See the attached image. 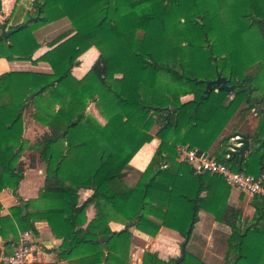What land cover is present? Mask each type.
<instances>
[{"label": "trees", "instance_id": "trees-1", "mask_svg": "<svg viewBox=\"0 0 264 264\" xmlns=\"http://www.w3.org/2000/svg\"><path fill=\"white\" fill-rule=\"evenodd\" d=\"M33 6L34 15L8 30L39 18L7 39L8 22L0 24V59L45 62L52 70L0 75V194L9 190L20 200L11 209L14 222H0L7 250L20 245L21 234L37 236L36 224L46 222L62 241L59 261L130 264L134 226L127 225L138 220L136 229L148 236L162 228L181 235L187 242L182 264H208L189 246L204 211L230 229L226 264H264V197L253 198V216L244 218L221 178L178 162V149L186 147L234 171L264 174V0H36ZM63 19L73 34L60 35L34 60L41 47L35 32ZM92 47L100 57L77 80L72 71ZM219 75L233 93L207 88ZM187 96L193 99L184 102ZM91 104L106 124L88 113ZM26 112L44 127L35 144L24 137ZM251 112L259 122L248 156L227 159L230 141L245 138L238 131ZM154 139L160 145L152 163L136 171L131 160ZM26 151L38 154L46 172L39 198L28 201L24 215L17 192ZM81 190L93 192L83 203ZM117 216L126 225L113 231ZM176 260L146 252L143 264Z\"/></svg>", "mask_w": 264, "mask_h": 264}, {"label": "crops", "instance_id": "crops-1", "mask_svg": "<svg viewBox=\"0 0 264 264\" xmlns=\"http://www.w3.org/2000/svg\"><path fill=\"white\" fill-rule=\"evenodd\" d=\"M36 0H1L2 2V12L0 13V24L8 22L7 30L10 27H14L18 24H21L27 16H32L35 14L36 10L33 6V3ZM73 34L72 33V25L71 22L67 19L60 20L58 22L51 23L46 25L35 32V36L38 42L41 44L40 49L35 53L34 60H38L44 54L52 50L56 45H52L57 37L62 34ZM70 35V36H71ZM3 51L5 54H8L7 44L3 43L2 45ZM91 52L89 58L86 59V64L89 63L90 66L85 68L84 65V57ZM100 57V52L96 47H92L86 53H84L79 61V66L75 67L72 71V75L77 80H82L88 72L92 69L95 63L98 61ZM10 72H27V73H44L50 74L52 73L51 67L49 64L45 62L38 63H30V62H9L4 58L0 59V75ZM193 96L184 97L182 100L184 102L192 100ZM256 118L251 116L248 117L247 122H245L241 127L239 134L247 137L248 139L253 137L255 134L256 128L258 126L256 124ZM35 123V122H33ZM31 124V128L33 130H41V134L44 131V127L35 123ZM40 127V128H38ZM158 128H156L155 132ZM238 137V136H237ZM234 139V138H233ZM250 140V139H249ZM160 145V141L158 139H154L151 143L146 144L131 160L130 166H132L138 172H144L152 163V160L155 156V153ZM221 144H217L214 147L213 152L219 150ZM250 152V151H249ZM247 153L246 157L248 156ZM26 168V167H25ZM30 168V166H29ZM31 170L25 172V178L20 184V188L17 192V195L21 198V201H28L32 198H39L40 189L44 186L43 184L39 185L38 178L36 176L35 169L30 168ZM30 173V174H29ZM91 190H81L80 195V203L86 201L91 195ZM250 196V195H249ZM252 197V196H251ZM18 197L15 196L11 191L4 190L0 194V202L2 205V210L0 212V222L3 224H11L14 222V217L11 214V209L18 206L17 203ZM250 202V208L254 213V208L252 207L253 197L245 198V202ZM248 202V203H249ZM237 207V206H235ZM88 220L91 221L96 214L94 208L88 211ZM200 221L197 225H199L203 221V217H205V212L200 213ZM126 225V221L123 217L117 216L111 223L110 227L113 231H120ZM36 228L38 230V235L34 236L30 234L28 240L37 245L36 258L38 264H67L65 261H59L57 257V250L62 244L61 240H57L53 237L49 225L46 222H38L36 224ZM132 233V256L138 255L141 259L139 263L142 264V258L144 253L146 252H154L157 253L158 256L165 260L170 261V259H176L178 256L179 245L182 243V237L176 231H173L168 228H162L159 234L156 237L148 236L136 229V226L131 230ZM25 234V233H24ZM24 234H21V239L24 237ZM194 236V234H193ZM193 238V237H192ZM192 240V239H191ZM209 246V243L207 244ZM182 246V245H181ZM190 246V244H189ZM16 249V247L11 250H7L5 247V243L0 237V254L6 253L11 254ZM205 260V255L201 253H197ZM225 258V257H224ZM223 261L225 263V260ZM226 264V263H225Z\"/></svg>", "mask_w": 264, "mask_h": 264}, {"label": "rangeland", "instance_id": "rangeland-1", "mask_svg": "<svg viewBox=\"0 0 264 264\" xmlns=\"http://www.w3.org/2000/svg\"><path fill=\"white\" fill-rule=\"evenodd\" d=\"M90 55H91V52L88 53V55H86L84 57V62L86 61L87 58H89ZM84 65H85V68L90 66V64L89 63L86 64V62L84 63ZM263 92H264V79H263V83H262L259 94H261ZM88 113L90 115H92L93 117H95L102 125L106 124V119L101 115L100 111L98 110V108L96 107L95 104L90 105V107L88 108ZM249 116L256 118L255 119L256 120L255 125H257L259 122V116L255 112H251ZM247 119L245 122H247ZM33 122L39 124L38 122H36L31 117V113L26 112L24 115V123H25L24 137L29 144H35L37 139L41 135V130H33L31 128V124ZM35 123H33V124L35 125ZM39 125H41V124H39ZM38 128H40V127H38ZM155 130H156V128L153 129V131H152L153 134L155 133ZM229 144H230V146H234V144H237V142L231 140ZM31 158H33L35 160L34 161V164L36 167V169H35L36 173L35 174L38 178L39 185H41V184H43V179L45 178L46 166H45V164H42L41 162H39L38 154L36 152L26 151L23 155V158H22V160L26 166L25 172L31 170L29 168V166L31 164ZM247 197L249 198V200H250V198H252L251 196H249L245 193H242L236 189L231 188V195L229 198V203L231 205H233L234 207L237 206L236 208L241 209L243 211V217L244 218H251L253 216V211L250 208V202L249 201L245 202V198H247ZM37 199L38 198H32L31 200H37ZM17 203L20 204L19 199H18ZM21 203H22V201H21ZM36 205H39V204H36ZM229 235H230V229L227 226L219 224L218 222L215 221V219L212 215L205 212V217H203V221L199 225H197L195 228L194 236H193L192 240L190 241V250L192 252H195V253L204 254L205 260L211 264H225L223 261V258L225 257V254H226L227 239H228ZM181 242L182 243L184 242L183 238H182ZM182 243L179 245L178 256L176 257V259L181 257V245H182ZM208 243H209V246L207 245ZM128 253H129L128 256H129L130 264L139 263V260L141 258L138 255L132 256V243L129 247ZM144 255H145V253H144ZM143 259H144V256L142 258V264H143Z\"/></svg>", "mask_w": 264, "mask_h": 264}, {"label": "built area", "instance_id": "built-area-1", "mask_svg": "<svg viewBox=\"0 0 264 264\" xmlns=\"http://www.w3.org/2000/svg\"><path fill=\"white\" fill-rule=\"evenodd\" d=\"M240 139V136L232 139L237 144L229 147V154L226 156L227 159H230L232 154L236 153L242 147ZM178 153V162L189 164L198 172L218 176L230 188L250 195L253 198L264 197V174L255 177L245 172L234 171L225 163L218 161L215 157L204 152H200L198 149L180 147ZM29 236V233L24 234L20 245L13 253H1L0 264H38L36 258L37 245L28 240ZM26 243L29 245L25 246L24 244Z\"/></svg>", "mask_w": 264, "mask_h": 264}, {"label": "water", "instance_id": "water-1", "mask_svg": "<svg viewBox=\"0 0 264 264\" xmlns=\"http://www.w3.org/2000/svg\"><path fill=\"white\" fill-rule=\"evenodd\" d=\"M39 17H31L29 18L26 22H24L22 25H20L18 28H15L13 30H6L3 32V36L5 39H7L10 35H12L13 33L19 31L22 28L27 27L32 21L37 20ZM228 80L225 77L222 76H218L216 80L214 81H209L207 83V88L210 89L212 85H217L220 86L221 90H225L229 93H233L235 91V87L234 86H229L227 84ZM240 143L242 144V147L239 148V150L234 153L233 155L240 157V161L242 162L244 160V158L246 157L247 153L250 151V140L245 137V138H241L240 139ZM241 168V167H240ZM22 209H23V214H26V205H27V201L23 200L22 201ZM138 224V220H136L133 223L128 224V227H132ZM190 231L188 232V235H190ZM108 239L107 237H103L102 240H106ZM25 246H28L29 244L26 243L24 244ZM186 249H187V242L183 243L181 246V257L178 258L175 262V264H182L185 257H186Z\"/></svg>", "mask_w": 264, "mask_h": 264}]
</instances>
